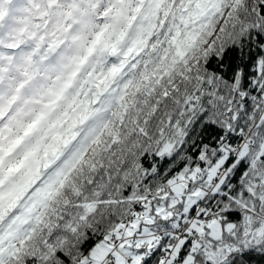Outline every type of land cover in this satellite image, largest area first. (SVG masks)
Listing matches in <instances>:
<instances>
[{
    "label": "snow or ice",
    "instance_id": "6c2138e0",
    "mask_svg": "<svg viewBox=\"0 0 264 264\" xmlns=\"http://www.w3.org/2000/svg\"><path fill=\"white\" fill-rule=\"evenodd\" d=\"M264 258V0H0V264Z\"/></svg>",
    "mask_w": 264,
    "mask_h": 264
},
{
    "label": "trees",
    "instance_id": "16d2710c",
    "mask_svg": "<svg viewBox=\"0 0 264 264\" xmlns=\"http://www.w3.org/2000/svg\"><path fill=\"white\" fill-rule=\"evenodd\" d=\"M252 264H264V258L256 256L252 259Z\"/></svg>",
    "mask_w": 264,
    "mask_h": 264
}]
</instances>
